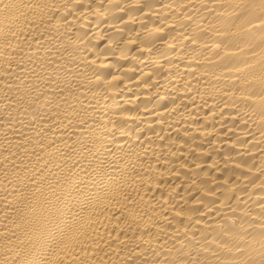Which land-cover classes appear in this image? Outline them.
Listing matches in <instances>:
<instances>
[{
  "label": "bare ground",
  "instance_id": "6f19581e",
  "mask_svg": "<svg viewBox=\"0 0 264 264\" xmlns=\"http://www.w3.org/2000/svg\"><path fill=\"white\" fill-rule=\"evenodd\" d=\"M0 264H264V0H0Z\"/></svg>",
  "mask_w": 264,
  "mask_h": 264
}]
</instances>
